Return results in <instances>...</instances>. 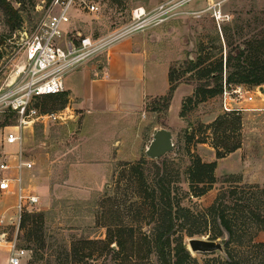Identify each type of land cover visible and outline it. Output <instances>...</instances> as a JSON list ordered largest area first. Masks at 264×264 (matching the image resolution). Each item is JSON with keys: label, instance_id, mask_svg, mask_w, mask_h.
Instances as JSON below:
<instances>
[{"label": "rangeland", "instance_id": "374dc122", "mask_svg": "<svg viewBox=\"0 0 264 264\" xmlns=\"http://www.w3.org/2000/svg\"><path fill=\"white\" fill-rule=\"evenodd\" d=\"M90 1L96 3L98 8L93 11L74 8L67 37L74 35L76 31L97 40L117 33H122V37L146 34L151 51L160 61L151 60L147 63L146 76L149 82L163 88L167 84L169 63L176 74H179V83L186 85L173 91L168 107H165L162 98L154 96L146 100L142 112L129 116L106 114L97 120L85 117L81 109L72 106L66 90H63L66 96L64 106L67 105L69 109L66 110L65 118H45L34 123L32 129L25 128L18 148L16 144L11 147L4 144L5 132L16 119L13 115L7 116V112H0V157L20 148L24 157L32 161L31 167L23 169V188L25 192L39 196V202L30 212L43 211L41 218L34 217L33 221H27L26 226H21L20 222L17 226L14 217L16 192L0 191V213L4 215L0 223V233L5 232L4 238H0V264H8L10 240H14L16 247L26 250L21 264H119L112 250L99 248L100 240L106 238L105 222L108 216L104 212L117 201L123 211L131 209L127 205L134 196H131L132 188L122 176L120 163L142 157L150 158L145 155L144 149L150 141L152 129L159 125L171 129L174 146L164 155L150 159L157 161L167 156L166 170L172 178L179 174L177 194L182 204L192 208L209 204L217 192L221 177L228 173L240 175L241 182H264V136H253L247 132L242 151L237 150L217 158L215 174L218 179L212 187L200 196L188 194V181L184 170L190 160L189 151L198 153L204 160L214 159L215 154L201 142H196L195 138L187 139L186 130L189 127L197 130L200 122L211 121H203V115L211 112H216L217 115L224 111L221 93L189 105L185 115H179L181 96L190 92L194 84L188 82L189 72H182L184 59L188 55L195 56L194 51L199 41H205L209 45L210 38L220 31V24L229 23L231 32H234V42L228 48H234L235 44L250 37L259 38L264 23L256 25L254 19L256 16L262 17L264 0ZM12 3L18 7L21 21L18 27L11 29L0 11V61L17 46L18 35L14 36V32L21 26L30 28L42 11L40 0H12ZM140 5L150 15L143 27L124 30L135 25L136 20L131 11ZM236 19L242 24L240 34H236L234 29L233 22ZM103 49L96 51L85 61H100ZM81 67L82 65L65 71L63 78L71 80ZM1 78L2 75L0 80ZM246 87L258 90L256 86ZM253 90L250 93H254ZM41 97L35 100L39 109L43 104L49 106L50 110L64 107H58V99L48 100ZM238 99L241 98L236 97L229 102L237 105L235 102ZM252 127L253 123L248 120L246 128L250 131ZM110 138H117L118 145L109 149L110 152L106 154L94 152ZM144 171H150L152 175L153 165L146 163ZM109 195L114 197L110 199ZM115 214L113 220L117 219ZM126 221L141 223L144 228L146 226L143 224L146 219L137 218L134 212H129ZM195 236L207 237L206 234ZM188 237H184L186 247ZM81 239H89L92 243L84 247L76 243L78 249L74 250V243ZM256 239L264 240V230L257 233ZM110 245L115 246V242L112 241ZM190 252L196 256L199 264H205L206 257L212 255L210 252ZM216 253L218 250L213 254Z\"/></svg>", "mask_w": 264, "mask_h": 264}, {"label": "trees", "instance_id": "16d2710c", "mask_svg": "<svg viewBox=\"0 0 264 264\" xmlns=\"http://www.w3.org/2000/svg\"><path fill=\"white\" fill-rule=\"evenodd\" d=\"M0 11L11 29L20 25L19 9L12 0H0ZM262 14L261 18L255 17L256 25L264 23V12ZM233 25L236 34H240L242 24L238 19ZM220 28L208 41L209 45L199 41L195 56L188 55L184 59L182 72H189L188 82L194 84L191 94L182 98L180 116L185 115L189 105L221 93L224 85L264 84V28L259 38L244 39L234 48H228L234 42L232 27L225 23L220 24ZM167 74L168 88L159 95L165 107H168L180 82L179 74L172 66H169ZM64 94L61 91L42 97L58 99V107H62L66 102ZM50 109L46 104L40 106L41 111ZM186 136L187 139L195 138L196 142H208L215 154L214 159L204 160L198 153L189 151L190 160L184 170L188 181L186 192L200 196L218 179L215 174L217 158L226 156L241 145V113L238 109L220 112L208 123L200 122L197 130L189 127ZM167 161L165 155L157 161L142 157L120 163L122 176L131 186L134 199L127 205L130 210L123 211L118 201L107 207L104 212L108 216L106 238L100 240L99 248L112 250L119 264H199L186 247L184 237L206 234L211 239L223 236L227 239L223 251L210 252L212 255L206 257L205 264H264V240L256 239L257 233L264 230V182H241L240 175L225 174L212 201L192 208L181 203L177 194L179 174L171 177L166 170ZM149 162L154 167L152 175L150 171H144L145 164ZM113 197L109 195L110 199ZM129 212H134L137 218H145V228L141 223L126 221ZM114 214L117 219L113 220ZM42 215L43 211H24L20 224L26 226L28 220L33 221L34 217L41 218ZM112 241L115 246L110 245ZM76 243L84 247L92 241L81 239L74 243V250L78 249Z\"/></svg>", "mask_w": 264, "mask_h": 264}, {"label": "built area", "instance_id": "2783aa9c", "mask_svg": "<svg viewBox=\"0 0 264 264\" xmlns=\"http://www.w3.org/2000/svg\"><path fill=\"white\" fill-rule=\"evenodd\" d=\"M41 15L30 26L19 27L14 36L18 35L17 46L0 61V112H7L16 119L9 125L4 135V143L17 144L20 147L25 128L34 123L47 119L65 118L68 106L58 110L41 111L35 100L46 94H56L64 90L63 73L86 60L96 51L106 47L111 41L120 37L117 33L108 38L92 39L81 35L79 31L67 37L68 24L74 8L96 10L97 4L90 0H40ZM136 20L124 30L141 28L147 15L144 6H136L131 11ZM156 16V15H155ZM154 17V16H153ZM158 20V17H155ZM161 18V17H159ZM75 38L77 41H75ZM257 91L259 86H256ZM222 108L224 111L238 109L231 105L230 100L236 97L252 98L242 84L223 86L221 91ZM32 161L25 158L22 151L9 152L0 157V191L16 192L15 223L19 224L24 211H30L39 202L36 193L25 192L22 183V169L29 168ZM14 169L15 175L2 174L4 170ZM16 185V188H15ZM0 213V223L3 220ZM12 218V217H10ZM5 232L0 233L4 238ZM8 264H21L26 254L22 247H16L14 240L8 242Z\"/></svg>", "mask_w": 264, "mask_h": 264}, {"label": "crops", "instance_id": "0c3cea01", "mask_svg": "<svg viewBox=\"0 0 264 264\" xmlns=\"http://www.w3.org/2000/svg\"><path fill=\"white\" fill-rule=\"evenodd\" d=\"M145 35L141 33L137 36H120L104 47L100 61L88 60L87 63L84 60L74 66L73 68L82 65L81 68L77 69L78 74L72 76L71 80H69L70 78H63L64 90H66L72 106L81 109L85 117L93 120L106 116V114L129 116L136 112H142L147 99L164 94L169 85L168 74L167 84L163 88L162 86L158 88L154 83L149 82L146 76L147 63L151 60L153 62L160 61L158 60L159 57L151 51V47L148 45L150 42ZM163 63L165 64V62ZM168 68L169 63L167 73ZM182 85L186 84L178 83L175 89ZM242 86L248 90V93L253 90L246 87V84H242ZM253 91L254 93H250L252 95L251 99L242 97L235 102L241 113V124L243 125L241 134L243 138L241 145L227 155L237 150L242 151L247 132H250L253 136H259V134L264 136V91H261V93ZM191 92L192 88H190V92L183 94L180 103L182 98L191 94ZM215 116L216 112H211L203 115L202 120L209 121ZM248 120L253 123L250 131L246 128ZM118 142L117 138H110L94 152L100 155L106 154L110 152L111 148L117 146ZM201 143L210 151H214L206 142ZM11 146L13 145L7 144V147ZM95 161H98V159ZM13 171L15 170H4L2 174L15 175L16 171L14 173ZM22 173L23 169L21 175ZM3 193H6V191Z\"/></svg>", "mask_w": 264, "mask_h": 264}, {"label": "water", "instance_id": "95a60500", "mask_svg": "<svg viewBox=\"0 0 264 264\" xmlns=\"http://www.w3.org/2000/svg\"><path fill=\"white\" fill-rule=\"evenodd\" d=\"M191 57V55H189ZM259 89L264 91L263 85H259ZM174 146L173 133L171 129L165 126L154 127L149 143L144 149L147 157L157 158L164 155ZM227 237L223 236L218 239H211L203 236H189L187 239V248L190 251L212 252L215 250L223 251V244Z\"/></svg>", "mask_w": 264, "mask_h": 264}]
</instances>
